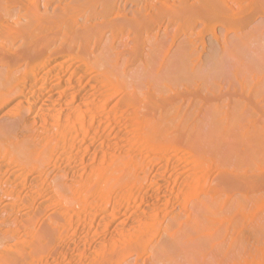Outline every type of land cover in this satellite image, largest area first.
<instances>
[{
    "label": "rangeland",
    "instance_id": "1",
    "mask_svg": "<svg viewBox=\"0 0 264 264\" xmlns=\"http://www.w3.org/2000/svg\"><path fill=\"white\" fill-rule=\"evenodd\" d=\"M0 48V264H264V0H0Z\"/></svg>",
    "mask_w": 264,
    "mask_h": 264
},
{
    "label": "bare ground",
    "instance_id": "2",
    "mask_svg": "<svg viewBox=\"0 0 264 264\" xmlns=\"http://www.w3.org/2000/svg\"><path fill=\"white\" fill-rule=\"evenodd\" d=\"M44 19L49 21L48 24H50V23L57 24V27L59 24L62 25V24L67 23V21H74V19L68 13H59L56 10H54L50 15L45 16ZM56 34H58V33H56ZM51 36H52V34H51ZM73 37L74 36L69 37V36H65V35L64 36L55 35L54 42H56L59 46H61L62 49L57 52V56L55 58H53L52 60L51 59H44L45 61H43L41 64L39 63L40 65H38L36 68H33L32 70H30L29 76H28L29 80H28V82H25L26 83L25 87L28 86L25 89H28V90L21 89V93L23 94L22 96L27 97V100H29V102H31V99H32L31 97L33 95L32 94L33 86L35 85L36 82H43L47 86L48 84L53 83V82H55L56 84L57 83L61 84L62 82H64L65 80H68V79H69V81L76 80L77 82H82L83 80L86 79L85 72L81 71L80 70L81 68L79 66H77V63H76L77 58H76V55L74 54V49L71 50V48L68 47L70 43L74 42ZM42 39L44 41V40L50 39V37H48V38L43 37ZM1 50L2 49L0 48V56H1ZM63 57H66L68 60L62 61L60 58H63ZM66 77H67V79H66ZM54 84L52 85L53 87H54ZM53 87L50 86L49 87L50 90H52ZM46 89H48V86L46 87ZM48 91H49V89H48ZM112 95H113V92L109 93V91H108V100L112 97ZM53 99H54V97H52L51 95L49 97V96H46L44 94L35 93V101H34V103H31V110L32 111L35 109L37 112L42 111L44 114L43 118L42 119L40 118L41 119L40 122L42 125L41 127L43 129L49 128L48 125H50V124H48V123H51V122L53 123L52 119L56 116V113L58 111V106H59V105L57 106L58 99L56 98L57 101L56 100L54 101ZM117 102L120 104V103L127 102V100L124 97L123 98L120 97V99H118ZM60 105H62V102ZM72 105H74V104H72ZM114 109L117 110V113H121V108L114 106ZM137 109H138V106L133 107L131 114L132 115L135 114ZM16 118H18L17 121H20V122L21 121L29 122V119L27 117H24V115L22 114V111H21V113L18 114V116ZM48 131L46 132V134L49 133ZM32 149H33V147H32ZM74 154L79 155L78 152L74 153Z\"/></svg>",
    "mask_w": 264,
    "mask_h": 264
}]
</instances>
